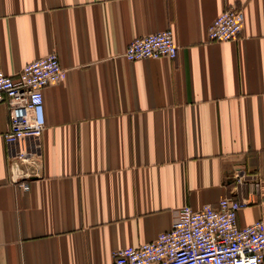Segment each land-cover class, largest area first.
Segmentation results:
<instances>
[{
	"label": "crops",
	"instance_id": "crops-1",
	"mask_svg": "<svg viewBox=\"0 0 264 264\" xmlns=\"http://www.w3.org/2000/svg\"><path fill=\"white\" fill-rule=\"evenodd\" d=\"M241 7L235 41L208 27ZM170 29L175 60L127 61L133 39ZM56 52L45 128L25 141L39 176L11 179L0 104V264H113L170 230L184 206L248 201L264 217V0H0V71Z\"/></svg>",
	"mask_w": 264,
	"mask_h": 264
},
{
	"label": "built area",
	"instance_id": "built-area-1",
	"mask_svg": "<svg viewBox=\"0 0 264 264\" xmlns=\"http://www.w3.org/2000/svg\"><path fill=\"white\" fill-rule=\"evenodd\" d=\"M244 23L241 7L226 8L208 27L210 42L235 41ZM178 46L170 29L133 39L127 45V61L167 58L175 60ZM66 71L58 55L26 64L16 76L0 71V104L9 115L8 144L19 149L9 160L12 181L24 192L30 180L39 176V155L28 151L25 141L39 139L45 128L43 89L64 81ZM246 200L231 197L217 205L195 210L184 206L177 212L170 230L154 240L113 253V264H264V217L240 227L238 212Z\"/></svg>",
	"mask_w": 264,
	"mask_h": 264
}]
</instances>
